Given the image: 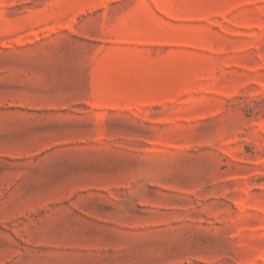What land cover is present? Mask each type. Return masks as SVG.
<instances>
[{"label":"rangeland","instance_id":"rangeland-1","mask_svg":"<svg viewBox=\"0 0 264 264\" xmlns=\"http://www.w3.org/2000/svg\"><path fill=\"white\" fill-rule=\"evenodd\" d=\"M0 264H264V0H0Z\"/></svg>","mask_w":264,"mask_h":264}]
</instances>
